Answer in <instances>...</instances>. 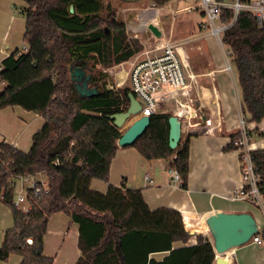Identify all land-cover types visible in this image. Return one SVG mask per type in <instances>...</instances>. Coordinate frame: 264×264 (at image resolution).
<instances>
[{"label": "trees", "instance_id": "obj_1", "mask_svg": "<svg viewBox=\"0 0 264 264\" xmlns=\"http://www.w3.org/2000/svg\"><path fill=\"white\" fill-rule=\"evenodd\" d=\"M22 1V41L27 49L17 47L0 61L5 82L0 108L17 105L43 121L26 151L0 140V202L9 206L13 221L3 232L0 260L18 254L19 264H52L53 256L43 253V238L49 217L63 212L77 224L80 253L75 264H214L207 236L196 235L194 244H185L191 234L178 210L150 209L140 189L127 188L124 182L109 184L105 192L90 187L93 178L108 181L110 162L120 147L121 133L108 116L129 104V87H108V74L101 68L127 61L141 49L128 37L124 20L105 0ZM151 1L164 5L170 0ZM231 17L230 8L222 9L223 22ZM221 40L236 70L242 117L247 124L259 123L264 118V20L259 26L251 12L240 13ZM77 63L90 73L95 95L77 91L71 78ZM169 115H151L149 126L130 146L147 160L166 159L167 167L178 172L180 187L186 188L189 139L198 130L181 134L176 147L170 148ZM249 133L263 142L250 157L264 198V129L254 127ZM238 135L231 133L223 150L235 149L232 141ZM38 173L48 189L40 184L28 188L29 207L21 211L13 204L15 178ZM177 241L183 245L173 246ZM159 251L166 252L160 260L149 256Z\"/></svg>", "mask_w": 264, "mask_h": 264}, {"label": "crops", "instance_id": "obj_2", "mask_svg": "<svg viewBox=\"0 0 264 264\" xmlns=\"http://www.w3.org/2000/svg\"><path fill=\"white\" fill-rule=\"evenodd\" d=\"M24 5L22 0H0V61L18 47L20 39L18 35L22 33V30L18 29L19 32L15 33L14 24L20 18L23 19V16L20 17L17 12ZM140 31L141 28L138 26L126 27L128 37L138 38ZM143 50L136 54L142 53ZM213 62L216 67L210 70L215 71L214 74L211 73L213 71L208 72L210 70L197 73L190 69L197 79L195 83L191 84V87L193 96L195 94L199 97L196 104L201 106L202 115L211 118L219 113L221 119L217 127L213 126L208 130L201 129L196 135L190 137L189 173L186 188H181L179 182L173 181L166 159L147 160L139 154L135 147L130 145L120 146L116 151L109 165L108 181L105 182L96 178L90 181V187L100 192H105L109 184L120 186L124 182L127 188L140 189L150 209L164 206L178 210L185 229L191 234L185 244H194L196 235L207 236L212 244L205 217L217 211L249 212L255 218L259 231H262L264 225L263 221L248 210V203L250 202L227 198V195L241 183L238 151L236 149L223 150V147L230 141V134L237 130V107L231 101L228 89H220L216 85L220 78L219 75L222 73L228 75V73L220 68L221 61L219 59H213ZM122 73V70L118 71L117 76L122 77ZM212 83L215 89H211ZM213 96L218 100L217 109ZM19 107L15 105L0 108L2 140L17 148H19L17 141L20 137V131L24 130L25 127L27 128L30 121H35V117L40 118L38 125H41L43 121L37 113L23 108L21 110ZM161 108L170 114H174L176 111L172 104L163 105ZM19 115L27 119L32 117V119L28 123L24 120L25 122L22 123L24 125L21 126L16 121L20 117ZM131 120L132 118L129 119L128 123ZM247 125L250 130L254 127L263 130L264 118L259 123L249 122ZM119 131L122 132V130ZM253 135L255 134H251V141L254 149L262 147V140L256 135V139H252ZM29 146L30 144L26 150ZM146 175L147 179L152 180L151 183L147 182ZM261 213L264 215V212L261 211ZM51 220L52 223L51 221L50 223L55 225L49 228L44 235L43 253L49 256L53 255V260H59V264H75L80 253L77 246V224L72 222L63 212H55ZM4 230L2 231L4 232ZM0 239L2 241V237ZM181 245L183 243L180 241L173 243V246ZM165 253L163 251L151 252L149 256L160 260ZM12 256H9L5 261L0 260V264H19L21 257L19 255ZM233 263L264 264V243H255L250 239L248 242L234 247L233 256L228 258L227 264Z\"/></svg>", "mask_w": 264, "mask_h": 264}, {"label": "built area", "instance_id": "obj_3", "mask_svg": "<svg viewBox=\"0 0 264 264\" xmlns=\"http://www.w3.org/2000/svg\"><path fill=\"white\" fill-rule=\"evenodd\" d=\"M194 1L204 14L205 23L202 24L204 31L217 40L222 52L226 54V56L223 55L221 69L232 75L233 71L228 59L230 53L226 51V47L221 40L223 31L236 20L242 10L244 12H251L260 26L264 20V0ZM224 8L232 10V17L228 22H223L220 19L222 9ZM157 38L159 39L151 47L144 49L142 53L135 54L130 60H127L130 63L128 69L122 70L124 72L123 76H120L121 78L116 76L118 80L115 79L116 86L127 82L130 92L133 93L136 100L140 103L141 108L134 116H151L155 113H168L161 107L172 104L176 108L174 114L181 121L182 133L192 131L191 128L200 126L203 121L205 124L200 129L208 130L210 127L212 128L210 126L211 119L202 115L201 111L195 110L194 113H191V106L197 105L196 102L199 101L197 95L194 94L193 96L191 87V84L195 83L197 79L190 71L183 44L190 42L192 38L188 36L181 41H172L163 37ZM21 49L26 51V45L23 44ZM0 84H5L1 78ZM108 87L114 88L112 85ZM211 89H215L213 83L211 84ZM214 100L215 106H218V100L216 98ZM194 114L195 116H193ZM193 120H196L195 123H193ZM238 122V129L236 131L239 132V135L232 141V145L238 151L241 183L227 195V198L230 200L248 201L264 212V198L258 188L259 176L254 169L250 157V151L254 149L251 134L249 133L250 129L242 116H239ZM0 140H2L1 133ZM169 172L173 181L180 182L176 169L169 168ZM39 175L41 174L16 176V192L13 204L21 211H26L29 207L27 200L28 188H35L40 184L45 190L48 189L47 180L42 175L40 178H37ZM145 178H148L147 175ZM151 181V179H147L148 183H151ZM250 239L252 242L263 244L264 230L260 231L257 236H251ZM27 241L30 242V239H27ZM233 249L230 248L222 254L227 262L228 258L233 256ZM216 255L217 253L215 252Z\"/></svg>", "mask_w": 264, "mask_h": 264}, {"label": "rangeland", "instance_id": "obj_4", "mask_svg": "<svg viewBox=\"0 0 264 264\" xmlns=\"http://www.w3.org/2000/svg\"><path fill=\"white\" fill-rule=\"evenodd\" d=\"M105 2L109 3L110 7L115 10L116 16L118 18L124 20L125 28L131 27L132 25L141 28V31L138 32V38L130 36L131 39H135L138 41L141 47L140 51L151 47L153 43L159 39L147 29L146 26L147 23L152 22L161 29L162 34L160 37H163L164 39H169L172 41H181L188 36L192 38L190 42L183 44V49L185 51V56L188 59L189 67L194 72L198 73V72H203L205 70L208 71L216 67V65L213 62V59L215 60L219 59L221 61L220 68L222 67L223 55L226 56V54L222 52L221 48L218 45L217 40L213 36L208 35L206 31H204V27H202V24L205 23V17L203 12L200 10V8L196 6L194 0H170L164 5H155L151 0H105ZM17 14L20 15V17L23 16L22 13L20 12H17ZM14 28H15V33L19 32L18 29L22 30V33L18 35L20 36V39L18 41L19 42L18 47L21 48L23 46L22 39L25 28L24 17L23 19L20 18L18 22H15ZM226 51L228 50L226 49ZM228 59L230 60V54L228 55ZM129 65L130 63L128 61H124L123 63L114 64L107 68H101L103 72L106 71V73L108 74L106 78V85L107 86L112 85L114 88L127 86V82L119 86H116L115 79H117L116 78L117 72L121 70L123 71L127 70ZM231 67L233 74L232 75L228 74L229 76L226 73L220 74L219 75L220 78L216 83V85L220 89H224V90L226 88L228 89L231 101L233 102V104L235 103L237 107V129H238L239 116L240 117L242 116L239 106L240 92L236 83V70L233 63H231ZM211 71L213 70H210L208 72ZM211 73L214 74L215 71ZM2 88L3 85L0 84V90ZM191 107H192L191 113H194L195 110L200 111L201 109L200 108L201 106L199 107L198 104ZM215 108L217 109L218 107L215 106ZM19 116L20 117L17 118L18 120L16 119V121L21 126L24 125L22 124L23 122L26 121L28 123L30 119H32V117L27 119L22 115ZM193 116H195V114ZM209 119H211L210 126L217 127L221 119V116L218 113L214 117H211ZM39 120L40 118L35 117V121L32 122L30 121V123L27 125L28 127L27 128L25 127L24 130L20 131V137L17 141V144L20 149L26 150V148L30 144L32 133L36 130V128H39L40 126L38 125ZM195 121L196 120H193V123H195ZM204 124L205 122L203 121L200 126L193 127L191 128V130L199 131L201 130L200 128ZM185 134L186 133H182L183 136ZM252 139H256V136L253 135ZM40 177L41 175L37 176V178ZM15 192H16V188H15ZM248 210L251 211L253 214H255L259 220L264 222V215L261 213V209L259 207H256L253 204L248 203ZM52 215L49 217L47 223V230L55 225L54 223L51 224ZM11 217H12L11 210L9 206L0 202V238L3 237L2 230H4L8 226H11L12 224ZM11 255H13L12 257H14L17 256L18 254H10V256ZM58 262L59 260H53L52 264H59Z\"/></svg>", "mask_w": 264, "mask_h": 264}, {"label": "water", "instance_id": "obj_5", "mask_svg": "<svg viewBox=\"0 0 264 264\" xmlns=\"http://www.w3.org/2000/svg\"><path fill=\"white\" fill-rule=\"evenodd\" d=\"M69 10L73 11L72 5H70ZM243 12L242 10L241 13ZM146 26L154 36H161V29L156 24L149 22ZM71 78L74 80L75 87L80 95L92 96L97 93L96 86H89L91 81L90 73L86 72L81 63L73 66ZM128 97L129 104L125 110L112 113L108 116L114 126L122 130L117 140L119 146L132 145L150 123V116H134L140 110L141 105L132 92L128 93ZM130 118L132 120L127 123ZM168 125V145L170 148H175L182 134L181 121L176 114H170L168 116ZM205 223L212 240L214 252L217 253L214 264H227V260L222 254L230 248L248 242L251 236L258 230L255 218L249 212L217 211L207 215Z\"/></svg>", "mask_w": 264, "mask_h": 264}, {"label": "bare ground", "instance_id": "obj_6", "mask_svg": "<svg viewBox=\"0 0 264 264\" xmlns=\"http://www.w3.org/2000/svg\"><path fill=\"white\" fill-rule=\"evenodd\" d=\"M131 119V118H130ZM129 121V120H128ZM128 121H127V123H128Z\"/></svg>", "mask_w": 264, "mask_h": 264}]
</instances>
